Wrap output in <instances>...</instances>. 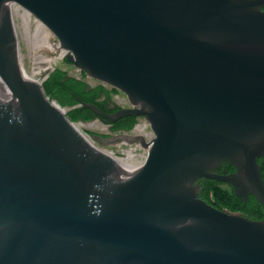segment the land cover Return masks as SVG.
Returning <instances> with one entry per match:
<instances>
[{"label": "water", "instance_id": "1", "mask_svg": "<svg viewBox=\"0 0 264 264\" xmlns=\"http://www.w3.org/2000/svg\"><path fill=\"white\" fill-rule=\"evenodd\" d=\"M12 2L67 63L127 97L132 107L113 115L85 104L101 122L144 117L155 137L80 132L46 96L47 76L36 84L19 64ZM263 8L0 0V264H264V219L217 209L194 185L228 183L264 209ZM221 159L235 172H212Z\"/></svg>", "mask_w": 264, "mask_h": 264}, {"label": "trees", "instance_id": "2", "mask_svg": "<svg viewBox=\"0 0 264 264\" xmlns=\"http://www.w3.org/2000/svg\"><path fill=\"white\" fill-rule=\"evenodd\" d=\"M264 10V8H263ZM85 71L82 77L69 75L66 70L60 67L54 68L48 73L42 82V88L50 99L56 100L62 107L66 108L65 116L71 122H91L96 119L102 120L85 104H92L105 115H113L122 107L118 106L112 96L118 93L115 88H106L102 84L95 86L89 85L84 81ZM110 126L113 133L130 132L138 122L135 115L125 116L115 122L103 121ZM106 137L107 135L102 134ZM258 163L261 165V178L264 183V159L260 158ZM236 168L229 162H223L219 171L220 174L235 172ZM201 189L198 191L200 199L217 209H226L233 213H241L250 220L261 221L264 219V209L253 195H249L246 202L236 197L232 187L218 180L201 178L197 181Z\"/></svg>", "mask_w": 264, "mask_h": 264}, {"label": "rangeland", "instance_id": "3", "mask_svg": "<svg viewBox=\"0 0 264 264\" xmlns=\"http://www.w3.org/2000/svg\"><path fill=\"white\" fill-rule=\"evenodd\" d=\"M20 6L21 5H19V7ZM24 11H26V9L21 6V8H18V10L14 12L12 19H13L15 32L17 35V48H16L17 58L23 70L27 73V75H29L28 78L34 83L38 84L39 82L42 81V79H44L48 75L49 72H51L56 67H60L63 70H66L69 75H73L76 76L77 78H81L82 70L65 61L63 57L65 54V50L61 47L58 48L60 42L57 40L55 35L44 25H42L43 29L42 28L38 29V25L39 23H41L40 20L37 19L31 13L25 14ZM47 37L49 39V44L52 46L49 49L41 45L43 39H47ZM46 60H51V61L45 62ZM34 72H39V73L33 74ZM83 79L91 86H95L102 83L97 79L93 78L92 76H90L89 74H86ZM105 87L108 89L111 88L109 85L106 84ZM112 98L113 101L122 108L132 107L127 97L120 91H118L117 94L113 95ZM89 123H94V127L93 128L85 127L84 131H92L99 134H105L107 136L114 134V133L111 134L108 130V126L103 122H101L99 119H96ZM82 124L85 125L86 123H82ZM141 127L144 129L143 131L139 130ZM127 135L132 137L139 136L142 139L145 138L144 140L146 142L151 141L155 137L149 122L144 117L138 118L137 124L130 132H127ZM120 140L123 139H118L116 140V142ZM96 145L101 149L111 144L102 145L100 143H96ZM147 152L144 155L145 157L147 155Z\"/></svg>", "mask_w": 264, "mask_h": 264}, {"label": "bare ground", "instance_id": "4", "mask_svg": "<svg viewBox=\"0 0 264 264\" xmlns=\"http://www.w3.org/2000/svg\"><path fill=\"white\" fill-rule=\"evenodd\" d=\"M7 7H8V9H9V12H10V14L13 16V14H14V12L15 11H17L18 10V8H21V6L19 7V5L17 4V3H8L7 4ZM24 10V9H23ZM25 12V14H29V12L26 10V11H24ZM18 14H19V12H18ZM24 14V13H23ZM22 15V14H21ZM26 16V15H25ZM28 16V15H27ZM27 18V17H26ZM38 25V24H37ZM43 24L42 23H39V25H38V29L39 28H42L43 26H42ZM43 29V28H42ZM39 31V30H38ZM42 32V31H41ZM44 34V33H43ZM43 38V37H42ZM37 39H39V38H37ZM39 44V43H38ZM41 45L43 46V47H46V48H51L52 46L49 44V39H48V37H47V39H43V41H42V43H41ZM37 46V45H36ZM40 47V46H39ZM61 46L59 45V47L58 48H60ZM52 50V49H51ZM63 51V50H62ZM16 52V54H17V50L15 51ZM48 61H51V60H46L45 62H48ZM37 73H39V72H34L33 74H37ZM33 82V81H32ZM39 84V83H38ZM76 126V128L80 131V132H84V128L86 127V128H93L94 127V123H86L85 125H83L82 123H79V124H76L75 125ZM139 129V128H138ZM140 131H143L144 129L141 127L140 129H139ZM136 133V132H135ZM137 134V133H136ZM149 136V135H148ZM85 138H88V136H84ZM137 138H141V137H137ZM145 139V138H144ZM144 160H145V156H143L142 157V159L138 162V164L134 167V169L131 171V173H133V172H135L137 169H139L141 166H142V164H143V162H144Z\"/></svg>", "mask_w": 264, "mask_h": 264}, {"label": "flooded vegetation", "instance_id": "5", "mask_svg": "<svg viewBox=\"0 0 264 264\" xmlns=\"http://www.w3.org/2000/svg\"><path fill=\"white\" fill-rule=\"evenodd\" d=\"M139 118V117H138ZM107 126H108V130H109V132L111 133V134H113V132L111 131V129H110V126L108 125V124H106ZM122 132V131H121ZM229 162V164L230 165H233V166H235L230 160H226V159H221L220 161H218L217 163H216V165L211 169V171L212 172H215V173H218L217 171H219V169L221 168V166H222V163L223 162ZM218 174H220V173H218ZM227 174H230V173H227ZM226 174V175H227ZM221 175H224V174H221ZM201 179V178H200ZM199 179H197L195 182H194V185H196L198 188H197V193H198V191L201 189V187H200V185L197 183V181H198ZM224 183V182H223ZM228 184V183H227ZM230 185V184H229ZM231 187H232V185H230ZM232 189H233V187H232ZM234 191V190H233ZM198 195H199V193H198Z\"/></svg>", "mask_w": 264, "mask_h": 264}, {"label": "built area", "instance_id": "6", "mask_svg": "<svg viewBox=\"0 0 264 264\" xmlns=\"http://www.w3.org/2000/svg\"><path fill=\"white\" fill-rule=\"evenodd\" d=\"M43 80V79H42Z\"/></svg>", "mask_w": 264, "mask_h": 264}]
</instances>
